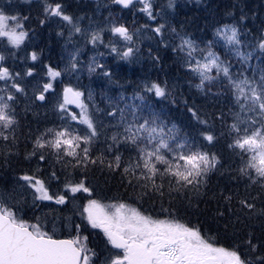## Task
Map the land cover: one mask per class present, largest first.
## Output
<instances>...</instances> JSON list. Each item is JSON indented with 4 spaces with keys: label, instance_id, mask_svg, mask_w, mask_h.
I'll use <instances>...</instances> for the list:
<instances>
[{
    "label": "snow or ice",
    "instance_id": "1",
    "mask_svg": "<svg viewBox=\"0 0 264 264\" xmlns=\"http://www.w3.org/2000/svg\"><path fill=\"white\" fill-rule=\"evenodd\" d=\"M111 4L121 12L134 9L150 23L130 27L112 18L110 12L103 22L89 19L84 25L80 16L68 10L70 5L65 0H40L38 25L46 27L59 20L67 28L66 36L63 28L56 31L64 39L61 59L65 63L63 67L43 63V77L32 84L26 78L36 74L34 65L21 71L14 68L20 50L25 52L19 57L22 61L41 59L43 49L28 50L35 29L26 27L28 16L10 6L0 8L2 166L10 167L12 158L21 155L19 101L28 96L29 87L34 101L47 103L48 94L56 91L64 75L79 77L86 71L89 76L104 78L108 85H116L114 95L101 93L107 107L101 109L95 104L91 89L86 103L81 87L62 83L52 105L60 123L34 132L29 129L25 136L23 158L51 163L49 180L58 185L55 164H59L65 177L63 186L53 189L36 170L32 174L21 170L16 180L31 191L34 200L59 205L79 192L93 195L86 175L93 167L119 173L121 183L131 189L127 199L105 202L88 198L77 205L82 221L102 233V244L95 247L89 246L87 235H81L86 230L81 224L75 225V235L60 238L55 230H45L40 217L36 222L23 218L18 202L10 203L11 197L0 193V264H264V20L255 31L242 29L244 15L231 24L217 22L211 38H207L203 30L195 35L184 24L177 26L168 19V10L178 7L176 0H166V4H158V0H111ZM147 32L151 36L145 35ZM144 39L156 41V53L147 49L153 66L161 61L159 50L170 49L175 63L198 79L194 85L198 93L220 106L209 111L207 104L201 107L183 100L191 120L178 125L162 103L173 96L167 80L146 78L126 84L114 80L112 67L101 61L109 57L139 62ZM101 47L105 51H100ZM85 51L91 52L86 61L81 59ZM253 58L256 64H252ZM170 103L177 101L173 98ZM73 105L79 111L73 110ZM221 139L232 159L238 160L235 169L223 165L221 155L213 150ZM224 170L243 185V190L237 187L224 194L222 189L224 203L218 207L224 210L216 215H229L233 225L243 223L242 217H258L262 222L260 236L247 231L244 239L228 246L218 235L209 236L199 224L178 218L174 206L179 198L195 207L193 200L206 195L210 175L223 174ZM166 195L168 207H164ZM157 198V214L142 210L145 199L155 204Z\"/></svg>",
    "mask_w": 264,
    "mask_h": 264
},
{
    "label": "trees",
    "instance_id": "2",
    "mask_svg": "<svg viewBox=\"0 0 264 264\" xmlns=\"http://www.w3.org/2000/svg\"><path fill=\"white\" fill-rule=\"evenodd\" d=\"M86 1L87 0H65V2L70 5L68 10L74 15L82 13L92 15L96 12V8H100L99 1L95 0L94 2L90 1L88 3ZM160 1L164 2V4L166 3V0ZM8 2V0H0V6L3 8L10 6L14 12H19L23 16H28L29 19L26 27L35 29V35L30 37L32 41L29 39L28 44H33L38 52L43 49L41 59L37 62H32L37 69L36 76L41 78L43 77V63H51L53 67H56V62L60 59L63 42L61 38L56 35V31L60 29V27L55 26L54 22L46 27L38 25L37 17L40 13V0H32L30 3L26 0H10V3ZM176 4L178 7L174 11L168 10L171 13L168 19L177 26L181 23L184 24L186 30L195 35H200L201 30H203L207 32V38H211V30L216 26L217 22L231 24L239 20L241 15H244L246 19L240 22L242 29L251 28L255 31V29L260 26L261 21L264 20V0H176ZM100 9H102V15H108L111 12L113 14L112 18L126 23L130 27H138L150 23L143 14L135 12L134 9L121 12L120 8L114 5H112V7L110 5H102ZM145 35L151 36V32H147ZM148 48H152L154 53L157 52V44L154 39L142 40L141 51L143 59L139 62L133 61L129 63L109 57H105L101 62L112 67L114 73L113 79L118 80L121 84H126L127 81H137L146 78H159L161 81L167 80L169 88L173 90V96L169 97L168 100H163L162 103L167 105L169 116L175 120L178 125H187L191 120L190 115L181 103L183 100H187L189 105L195 103L197 106L203 107L207 104V110L209 111L212 110L213 106H220L211 98L206 101L203 96L198 93V90L194 87L198 79L175 63L170 49L165 50L161 48L158 52L161 61L158 65L153 66L147 57ZM99 50L105 51L102 47ZM23 52L24 51L20 50L18 57L24 55ZM84 55L88 57L91 55V52L85 51ZM18 57L16 60H19ZM9 60L12 59L9 58ZM16 60L14 69L24 66L23 63H16ZM59 63H62V61L60 60ZM256 63L257 61L253 58L252 64ZM67 76L71 80H66V75H64L62 83L72 81L75 75ZM78 81V87H83L87 92L89 89L92 90L94 102L99 108L105 109L107 107L106 100L101 96V93L105 92L109 96L114 95L112 90L116 88V85H108L104 78L96 74L89 76L87 73H82ZM173 98L177 101L175 105L170 103ZM46 105L47 103L45 102L31 103L25 97L20 98L19 112L21 124L18 135L21 140V155L12 158L10 167H3L2 158H0V193H9L11 195L13 193L14 198L18 196L17 191H21L22 188H20V184L16 180V177L21 174V170L28 171L29 174H32V170H36L38 177L45 180L46 183H51L53 189L63 186L65 177L60 170L59 164H55L57 173L60 176V184L58 185L55 181L49 180L48 174L52 170L51 163H37L35 159L25 160L23 158L25 136L29 129L34 132L37 128L42 130L46 126H51L53 123H60L53 108L45 107ZM99 115H102V113ZM107 122L108 121H105V123ZM225 143V140L221 139L213 150L221 155L223 165L235 169L238 160L232 159V154L226 149ZM27 147L30 150L31 145L27 144ZM50 160L54 162L55 158L51 157ZM77 173L73 174V179L76 178ZM86 175L88 186L93 189V195L91 197H89L87 193L79 192L75 194L74 198H70L63 205H59L55 201L40 200L31 203L34 199L29 190V196H27L24 206H22V203H18L19 208H21V215L23 218L31 219V221L34 222V219H36L41 212L45 211L47 207H50V209L54 211L53 214H51L53 219H59L61 224H64L70 217L72 223L76 225L78 224L77 221H79L77 218V205H82L88 198H98L105 202H110L112 198L123 197L127 199L128 193L131 192L130 188L126 189L121 183L119 173H109L106 169L102 172L98 167H93L87 170ZM237 187L243 190V185H238L233 181L227 170H224L223 174L214 172L210 175L206 195H203L198 200H193V205H195V207L188 205L186 200H180L178 198L175 201L174 206L178 210V218L199 224L209 236L218 235L225 246L238 243L240 240L244 239V234L247 231H254L255 235L260 236L262 222L258 217L251 220L242 217L243 223H236L233 225L232 217L229 215L226 214L223 218L216 215L217 211L224 210L218 207L219 204L224 203L221 190H224V194H228L229 189L235 191ZM11 190L12 193L10 192ZM213 194H215V196H213ZM253 195H255V191H253ZM15 200H17V198ZM129 202L134 203L135 201L129 200ZM168 206L169 200L166 195L164 198V207ZM259 207L260 203L257 201V208ZM159 208L160 200L158 198L155 204L145 199L142 205V210H146L152 214H157L156 210ZM226 224L227 228H225ZM82 229H86L81 233L89 237L90 247L100 246L102 244V233H100L99 230L89 229L87 225L82 227ZM69 235H75V233H64L61 237H67Z\"/></svg>",
    "mask_w": 264,
    "mask_h": 264
},
{
    "label": "rangeland",
    "instance_id": "3",
    "mask_svg": "<svg viewBox=\"0 0 264 264\" xmlns=\"http://www.w3.org/2000/svg\"><path fill=\"white\" fill-rule=\"evenodd\" d=\"M8 1H9L8 3H10V0H8ZM26 1L30 3L32 0H26ZM90 1L94 2L95 0H87L86 2L88 3ZM97 1H99L98 3L100 4V8H101L102 5H106V6L110 5L112 7L111 0H97ZM158 4H164V2L158 0ZM136 7L139 8L140 5H137ZM0 8H3V7L0 6ZM100 8H96V12H94V14H92V15H86V14L82 13V14H79V15H76V16H80L82 18L81 19V23L84 24V25H86L88 23L89 19H92L93 21L103 22L104 19L109 16V14L108 15H102L101 14V10L102 9H100ZM100 14H101V17H100ZM53 22H54L55 26H59L60 28L64 29V35L66 36L67 35V28L63 25V23L60 22L59 20H55ZM60 38H61V40H62V42L64 44L63 37H60ZM105 38L107 39V36ZM30 41H32V40L30 39ZM30 46L31 47H29L28 50H31V48L34 47L33 44H31ZM23 53L25 55V52H23ZM24 55H21L19 57H22ZM62 55H63V50H61V52H60V59H58L57 62H56V65L60 66V67H63V64L65 63V61L61 59ZM19 57H18V59H19ZM81 59L86 61L87 60L86 55H83L81 57ZM60 60L62 61V63H59ZM16 61H17L16 63H23V65H24L21 68L19 67V68L14 69L16 71H21L26 66H33L34 65L32 63V61H29V60H26V59L23 60V61L20 60V59L16 60ZM12 63H13L12 60H8V64H12ZM84 73H87V72L85 71ZM79 77L73 76L72 81H68V82H64V83H72L73 85L78 86V84H79L78 78ZM65 78H66V80H68V79L71 80L70 78H68L67 75H66ZM39 79H41V78L37 77L36 74L32 78H26V80H28L30 84L35 83ZM61 87H62V83L58 82L56 84V91L51 92L50 94H48V102H47V105L45 107H51L52 108V105L54 104L55 99H56V95H57V93H58V91L60 90ZM81 88L85 92V102L88 103V101L86 99L88 92L83 87H81ZM26 99L28 101H30L31 103H34V102L38 103L39 102V101H34V98L32 96L31 87H29V89H28V96L26 97ZM72 109L75 110V111H79V109H77L74 105L72 106ZM20 188H22V189H21V191H19V190L17 191L18 192V194H17L18 196H15V198L13 197L12 190L10 191L12 193V195L9 194V193H8V195L11 197L10 203L18 202V203H22V206H24V204L26 203L27 196H29L28 195L29 189L26 186L25 187H20ZM16 198H17V200H15ZM35 202H36V200H32L31 203H35ZM18 207H19V205H18ZM19 209H21V208H19ZM53 212L54 211L51 210L50 207L49 208L47 207V209L45 211L41 212L40 215H38V217H40V222L45 227V230H47V231L55 230L56 234L59 237H61L62 234H64V233H68V234H71L72 232L75 233V224L72 223L70 217L68 218V220L64 224H61V221H59V219L56 220V219L52 218L51 214H53ZM20 214H21V212H20ZM77 218L79 220V221H77L78 224H81V227H84L86 225V222L82 221V219H81V217L79 215H78ZM34 222H36V219H34ZM88 227H89V229H91L90 226H88ZM81 235H83V234L81 233Z\"/></svg>",
    "mask_w": 264,
    "mask_h": 264
},
{
    "label": "water",
    "instance_id": "4",
    "mask_svg": "<svg viewBox=\"0 0 264 264\" xmlns=\"http://www.w3.org/2000/svg\"><path fill=\"white\" fill-rule=\"evenodd\" d=\"M63 238H65V237H63Z\"/></svg>",
    "mask_w": 264,
    "mask_h": 264
}]
</instances>
